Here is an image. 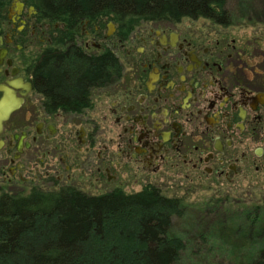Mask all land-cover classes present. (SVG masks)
Wrapping results in <instances>:
<instances>
[{
    "label": "flooded vegetation",
    "instance_id": "af4514ba",
    "mask_svg": "<svg viewBox=\"0 0 264 264\" xmlns=\"http://www.w3.org/2000/svg\"><path fill=\"white\" fill-rule=\"evenodd\" d=\"M197 20L143 21L119 39L110 21L67 32L25 0L0 1V189L30 175L49 191H80L83 176L114 179L120 168L158 180L172 171L191 183L253 178L264 168L263 38H233L231 24ZM69 50L113 53L120 77L91 88L88 108L48 113L33 65Z\"/></svg>",
    "mask_w": 264,
    "mask_h": 264
},
{
    "label": "trees",
    "instance_id": "16d2710c",
    "mask_svg": "<svg viewBox=\"0 0 264 264\" xmlns=\"http://www.w3.org/2000/svg\"><path fill=\"white\" fill-rule=\"evenodd\" d=\"M25 1L67 32L85 21H110L119 39L143 21L206 19L231 24L226 0ZM119 77L113 53L85 58L69 50L49 59L40 56L32 80L46 112L77 113L89 107L91 88ZM181 214L179 199L167 198L149 185L131 194L114 189L93 196L71 187H31L26 194L0 189V264H174L182 244L168 233L171 218ZM256 218L255 212L252 226ZM244 264H264V244Z\"/></svg>",
    "mask_w": 264,
    "mask_h": 264
},
{
    "label": "rangeland",
    "instance_id": "374dc122",
    "mask_svg": "<svg viewBox=\"0 0 264 264\" xmlns=\"http://www.w3.org/2000/svg\"><path fill=\"white\" fill-rule=\"evenodd\" d=\"M225 9L231 22L232 28L228 29L231 37L249 39L256 32L264 41V0H226ZM195 24L208 26L201 19ZM102 139L97 137L94 151H100ZM100 153L103 154L102 150ZM23 175L27 176L26 172ZM26 178L30 183L24 185L14 177L16 183L9 184L4 191L26 194L32 186L49 189L33 176ZM157 178L149 173L127 175L120 168L116 169L114 179L100 176L95 181L83 176L76 186L85 194L99 195L117 188L131 194L151 184L163 196L179 199L182 214L171 218L168 233L182 244L174 264H244L264 244V168L250 180L237 179L230 185L211 184L203 178L191 183L172 171L165 179ZM255 212L257 224L252 226Z\"/></svg>",
    "mask_w": 264,
    "mask_h": 264
},
{
    "label": "water",
    "instance_id": "95a60500",
    "mask_svg": "<svg viewBox=\"0 0 264 264\" xmlns=\"http://www.w3.org/2000/svg\"><path fill=\"white\" fill-rule=\"evenodd\" d=\"M108 26L110 27V29L112 28V25L111 24H109Z\"/></svg>",
    "mask_w": 264,
    "mask_h": 264
}]
</instances>
